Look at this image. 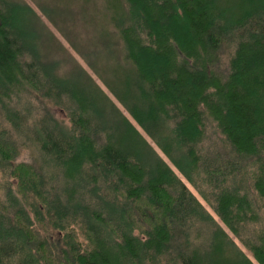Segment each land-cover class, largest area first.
I'll use <instances>...</instances> for the list:
<instances>
[{"label":"trees","instance_id":"1","mask_svg":"<svg viewBox=\"0 0 264 264\" xmlns=\"http://www.w3.org/2000/svg\"><path fill=\"white\" fill-rule=\"evenodd\" d=\"M33 1L0 0V264H264V0H101L89 52Z\"/></svg>","mask_w":264,"mask_h":264},{"label":"rangeland","instance_id":"2","mask_svg":"<svg viewBox=\"0 0 264 264\" xmlns=\"http://www.w3.org/2000/svg\"><path fill=\"white\" fill-rule=\"evenodd\" d=\"M30 5L36 6L33 0H26ZM40 1H50L54 5L59 6V4L67 9H70L72 13L70 17L64 21L59 22L60 26L70 34V40L77 42L79 40L81 44L84 46L85 52H89L90 50H95L97 46H100L103 39V33L107 29L103 16L105 15V11L103 8V4L101 0H40ZM62 1V2H61ZM96 8V9H95ZM43 20L48 24L51 30L57 35L59 40L64 44L67 48L68 52L72 57L82 66L84 69L88 71L92 75L96 82L100 85V87L105 91L109 92L108 89L104 86V84L99 81L98 77L94 75L92 70L88 67V64L85 62V59L82 55L79 54L78 51L73 49L68 41L54 28L53 24L46 18L42 17ZM99 48V47H98ZM102 48V47H101ZM102 54V59L99 58L96 60L97 65L101 66L105 64L104 59L107 60L111 55L107 54L105 50L100 49ZM78 57H77V56ZM102 63V64H101ZM85 85V87H84ZM83 87V88H82ZM92 86L85 79L82 80L81 89L84 90V97L86 96L88 99H92L95 102V106L102 112L101 120L104 123H109L111 121V116L113 114L112 107L109 102L105 101L103 97L97 95V93L91 88ZM109 97L119 106L121 111L127 116V112L122 108V106L116 101L114 96L109 92ZM55 114L58 118L63 119L64 115L58 109H55ZM151 141V140H150ZM152 143V142H151ZM195 192V191H194ZM197 195V193L195 192ZM198 196V195H197ZM202 200V199H201ZM202 203L205 207L214 215L209 205L202 200Z\"/></svg>","mask_w":264,"mask_h":264},{"label":"bare ground","instance_id":"3","mask_svg":"<svg viewBox=\"0 0 264 264\" xmlns=\"http://www.w3.org/2000/svg\"><path fill=\"white\" fill-rule=\"evenodd\" d=\"M62 2V1H61ZM245 29V28H244ZM47 41V40H46ZM53 42V41H52ZM47 43H48V41H47ZM122 44V43H121ZM49 46V45H48ZM48 49V48H47ZM49 50H50V48H49ZM60 50V49H59ZM58 50V51H59ZM56 53V52H55ZM122 54V53H121ZM228 55V54H227ZM77 56V55H76ZM78 57V56H77ZM129 63V62H128ZM128 67V66H127ZM106 69V68H105ZM134 72V71H133ZM64 77V76H63ZM59 79V78H58ZM60 81V80H59ZM97 84V83H96ZM96 84H95V86H96ZM81 85V84H80ZM101 85V84H100ZM84 87H85V85H84ZM81 88V87H80ZM83 88V87H82ZM96 88H98V87H96ZM119 89V88H118ZM124 89V88H123ZM99 92V91H98ZM101 92V91H100ZM109 93V92H108ZM34 101V100H33ZM9 102V101H8ZM24 102V101H23ZM25 103V102H24ZM26 106V105H25ZM33 106V105H32ZM111 106H113V104L111 105ZM125 106V105H124ZM21 107V106H20ZM127 107V106H126ZM15 109V108H14ZM127 109V108H126ZM10 111H11V109H10ZM117 111V110H116ZM9 113V112H8ZM123 115V114H122ZM10 116V115H9ZM120 117V116H119ZM114 118V117H113ZM164 118V117H163ZM161 119V118H160ZM77 125V124H76ZM115 125V124H114ZM87 126V125H86ZM107 127H108V125H106ZM218 127V126H217ZM73 128V127H72ZM69 130V129H68ZM72 130V129H71ZM141 131V130H140ZM149 133V132H148ZM222 134V133H221ZM139 135V134H138ZM216 136V135H215ZM221 137V136H220ZM145 139V138H144ZM150 140V139H149ZM145 141V140H144ZM146 142H147V140H146ZM142 143V142H141ZM150 145V144H149ZM151 147V146H150ZM25 152V151H24ZM145 154H146V152H145ZM19 156V155H18ZM24 156V155H23ZM145 156V155H144ZM145 157H148V156H145ZM158 157V156H157ZM24 158V157H23ZM22 158V159H23ZM26 158V157H25ZM159 158V157H158ZM148 159V158H147ZM156 159V158H155ZM160 159V158H159ZM218 160V159H217ZM148 161V160H147ZM162 161V160H161ZM149 162V161H148ZM195 162V161H194ZM146 163V162H145ZM150 165V164H149ZM208 170V169H207ZM191 173V172H190ZM189 176V175H188ZM70 182V181H69ZM73 182V181H72ZM247 182H248V180H247ZM71 183V182H70ZM69 183V184H70ZM74 183V182H73ZM68 184V183H67ZM11 188H12V186H11ZM54 191V190H53ZM61 191V190H60ZM163 191V190H162ZM245 191V190H244ZM14 193V192H13ZM144 193V192H143ZM62 194V193H61ZM16 195V194H15ZM166 196V195H165ZM18 197V196H17ZM173 197H174V195H173ZM199 198V197H198ZM73 199V198H72ZM256 199V198H255ZM200 201V200H199ZM51 202V201H50ZM49 202V203H50ZM20 203V202H19ZM71 203V202H70ZM74 203V202H73ZM76 203V202H75ZM90 207V206H89ZM75 210V209H74ZM62 211V210H61ZM53 213V212H52ZM70 213V212H69ZM12 214V213H11ZM76 214V213H75ZM53 215H55V214H53ZM124 217V216H123ZM52 218V217H51ZM55 218V217H54ZM55 220H58V219H55ZM32 222V221H31ZM44 222V221H43ZM30 223V222H29ZM84 223V222H83ZM32 224V223H31ZM35 224V223H34ZM22 225H24V224H22ZM45 225V224H44ZM92 225V224H91ZM95 225V224H94ZM99 225V224H98ZM110 225V224H109ZM100 226V225H99ZM115 227V226H114ZM75 229V228H74ZM100 229V228H99ZM128 229V228H127ZM48 230V229H47ZM134 230V229H133ZM19 232H21V231H19ZM49 233V232H48ZM47 234V233H46ZM116 234V233H115ZM48 237V236H47ZM112 237V236H111ZM21 239V238H20ZM37 239V238H36ZM120 239V238H119ZM124 239V238H123ZM112 240V239H111ZM237 242V241H236ZM64 244V243H63ZM59 245V244H58ZM28 254H30V253H28ZM22 255V254H21ZM30 257H31V255H30ZM33 258V257H32ZM29 262V261H28ZM32 262H33V260H32ZM37 263V262H36Z\"/></svg>","mask_w":264,"mask_h":264}]
</instances>
